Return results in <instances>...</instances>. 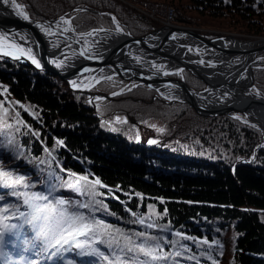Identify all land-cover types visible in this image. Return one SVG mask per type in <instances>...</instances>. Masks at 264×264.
<instances>
[{"label":"trees","instance_id":"1","mask_svg":"<svg viewBox=\"0 0 264 264\" xmlns=\"http://www.w3.org/2000/svg\"><path fill=\"white\" fill-rule=\"evenodd\" d=\"M16 1L36 20L65 14L78 32L115 28V16L123 30L137 37L162 25L146 11L169 5L177 24L215 34L264 37V2L263 6L256 3L261 0H228L235 9L223 4L226 0ZM253 15L258 20H250ZM183 70L180 76H172L182 77L194 90L206 87L203 80ZM253 75V89L264 97V68H254ZM132 85L119 76L103 79L90 90L108 97L91 99L70 89L54 73L0 56V167L25 176L35 186L20 191L47 194L49 186L56 185L52 196L73 203H87L89 197L59 187L71 178L69 173L98 179L104 187H96L95 199L104 207L94 206L99 208L93 212L95 218L125 232L147 231L170 240L177 239L174 233L179 232L190 238L185 243L191 251L185 257L195 256L200 264H264L262 130L244 113L203 116L187 103L152 98L156 90L148 85ZM121 88L125 89L121 94L112 95ZM150 118L161 121L159 128L164 131L147 126ZM57 140L63 145H57ZM6 191L10 190L0 189V194ZM3 203L26 211L22 201L11 195H5ZM79 211L89 215L88 209ZM137 217L146 223L155 220L159 227L149 230L133 223ZM165 226L168 231L159 230ZM20 233L10 239L20 242L34 236L27 225ZM204 239L209 244L220 241L210 250L211 259L207 245L193 243ZM170 250L166 245L165 251ZM77 252H64L55 263L95 264L94 257ZM28 257L35 260L38 255L30 252ZM179 264L196 262L185 258Z\"/></svg>","mask_w":264,"mask_h":264},{"label":"water","instance_id":"2","mask_svg":"<svg viewBox=\"0 0 264 264\" xmlns=\"http://www.w3.org/2000/svg\"><path fill=\"white\" fill-rule=\"evenodd\" d=\"M60 17L69 19L62 14L41 20L29 17L26 21L9 4L0 0V32L18 34L13 39L23 47L33 49L42 65L39 69L58 75L70 89L87 94L91 99L105 97L106 94L92 92L90 89L102 79L117 75L134 83L152 85L156 90L155 96H165L170 102H186L199 115L244 113L245 117L258 125L264 135V97L252 89L253 68H264V61L258 60L264 56V38L233 33L208 36L206 32L187 25H161L136 37L125 30L117 32V19L115 28H92L54 36H48L37 27L54 25ZM93 30L97 34L88 39L95 43L89 44L90 53H87L92 58L86 59L79 56L84 46L83 39H80V43L75 41L79 38L78 34ZM53 31H56L55 27ZM20 36L27 37L28 43L24 44ZM65 36L70 39L66 41ZM173 36L176 38L173 39ZM53 44L58 47L54 48ZM67 44L72 47H67ZM6 50L19 54L15 49ZM1 57L13 59L10 56ZM52 60H63L64 64L57 68L51 63ZM201 60L203 64L199 63ZM16 61L36 68L29 59L22 57ZM209 62L214 66H210ZM154 64L162 66L163 70L157 72L153 68ZM85 67L93 71L81 77L80 72ZM100 69L104 71L101 73ZM177 69H187L203 80L206 87L194 90L183 78L163 75V71L174 73ZM73 80L82 82V87L74 89L70 84ZM247 89L259 98L249 96Z\"/></svg>","mask_w":264,"mask_h":264},{"label":"snow or ice","instance_id":"3","mask_svg":"<svg viewBox=\"0 0 264 264\" xmlns=\"http://www.w3.org/2000/svg\"><path fill=\"white\" fill-rule=\"evenodd\" d=\"M4 3L9 4L16 14L22 17L24 20H29V16L22 10L21 5L16 3V0H3ZM228 2V0H226ZM264 2V0H261ZM112 20L116 23V18L113 16ZM62 25H68V27H62ZM48 36L63 35L64 33L74 32L71 27L70 19L60 17L54 25H50L47 28L44 25H37ZM53 27L56 31H53ZM99 31H104L100 29ZM116 31L122 32L123 29L116 24ZM96 30L89 31L87 33L78 34L76 43H80V39H83L84 46L79 52V56L86 59L92 58L87 53H90L89 44H94L95 41H90L88 38L96 35ZM18 34H5L0 32V56H10L15 60H20L22 57L31 60L36 68H41L40 61L36 58L31 47H23L17 43L13 36ZM173 39L176 37L173 36ZM70 37L65 36L67 41ZM20 40L24 44L28 43V38L20 36ZM11 41V43H9ZM53 47H58L57 44H53ZM67 47L71 48V44H67ZM7 48L15 49L19 54L6 50ZM192 51V49H189ZM73 55H76L73 52ZM137 62L139 58L137 57ZM57 68L63 66L64 61L57 62L52 60ZM204 63V61H199ZM210 66L211 65L209 62ZM153 68L157 72L163 70L162 66L153 65ZM93 71L87 67L83 68L80 72V76L83 77L84 73ZM104 69H100L102 73ZM183 69H177L174 73L163 71V75L174 74L180 76L183 73ZM86 79V78H85ZM111 80L112 77H107ZM70 84L74 89L81 88L82 82L78 83L76 80L70 81ZM134 83L132 87H136ZM149 88L152 85H148ZM169 87H175V85H169ZM125 89L121 88L120 93L113 92L112 95H119ZM131 91V88L127 89ZM6 91V90H5ZM159 91V89H157ZM170 98V97H169ZM97 100L101 97H96ZM21 107H23L21 105ZM28 111V109H24ZM19 112L16 113V117H19ZM34 118H38L37 114H32ZM236 120H241L240 116L234 117ZM119 122V118H117ZM126 122V121H125ZM18 123L23 121L18 120ZM5 127L11 128L13 125L5 124ZM27 127V125H24ZM152 127H155L153 125ZM17 132L19 128L15 129ZM159 132H163V128L156 129ZM32 132L31 129H29ZM33 135L39 136V132H32ZM149 143H156L155 140H150ZM57 145H63V141L57 140ZM45 152L48 149L45 148ZM49 155H51L49 153ZM64 171V169H60ZM50 175H52L50 173ZM70 179H66L60 183L59 187L66 188L80 195H86L89 197V202L73 203L65 198H58L52 196V193L56 190V185H50L47 194L35 191H20L18 189H30L35 187L27 182L26 177L23 175H14L12 171L5 170L0 167V189L10 190L3 194H0V264H34V261L27 259L25 256L20 255L19 260H12L9 253L3 249L6 244H11L13 248L20 247L23 252H32L35 255H42L46 260H55L57 258L62 260V253L68 251L78 250V255H88L95 258V264H179L180 260L188 259L195 261L196 264H200L199 260H196L195 256L185 257V253L191 251L187 243L190 238L181 235L176 232L174 235L177 239L170 240L164 236L152 235L147 231H135L125 232L123 229L110 225L101 219L95 218L93 215L94 210H99L94 206L99 205L104 207L101 201L95 199L98 193L96 187H104L97 179L95 181L89 180L87 175L76 176L74 173L68 174ZM58 179V178H57ZM5 195H11L17 201H22V205L26 211H21L16 204H5ZM79 209H88L89 215H85L80 212ZM107 211L106 207L104 208ZM166 214V213H165ZM17 220L20 223H8L9 220ZM133 223H137L146 229L158 228L157 222L154 220L151 223H146L145 218L137 217ZM25 225L29 226L34 231V236L31 239H23L17 244L16 241L11 240V237L19 238L21 233L20 229ZM160 231H168L167 226ZM8 237L9 239H6ZM197 245L208 246V259H211L210 250L213 245L219 246L220 241L215 240L212 244H209L207 239L201 241H193ZM169 246L170 251H165V246ZM106 248V251L101 250V247ZM68 264H71L69 261ZM215 264V261H213Z\"/></svg>","mask_w":264,"mask_h":264},{"label":"rangeland","instance_id":"4","mask_svg":"<svg viewBox=\"0 0 264 264\" xmlns=\"http://www.w3.org/2000/svg\"><path fill=\"white\" fill-rule=\"evenodd\" d=\"M166 6H169V5H161V6H159V7H151L148 11H146V14L147 15H149V13H150V11L151 10H153V9H160V12H157L156 13V15H155V17L156 18H158L159 20H160V23L162 24L163 23V21L161 20L162 19V17H163V15H164V11H163V9H165L166 8ZM171 7V6H170ZM23 10V9H22ZM24 11V10H23ZM173 13V12H172ZM28 15V14H27ZM158 15V16H157ZM66 16V15H65ZM150 16V15H149ZM67 17V16H66ZM150 17H152V16H150ZM69 18V17H68ZM70 19V18H69ZM173 22V20H171V24H173V25H177V24H175V23H172ZM170 24V25H171ZM62 27H68V25H62ZM195 28V27H194ZM201 31H204V32H206L207 33V35L208 34H210V36H213V35H220V34H226V33H233L234 35H239V34H237V33H234V32H226V33H218L217 32V34H215L216 32L215 31H212V30H207V29H200ZM241 36V35H240ZM247 37H253V36H247ZM254 38H264V37H262V36H256V37H254ZM258 60H260V61H264V56L263 57H261V58H259ZM254 69V68H253ZM253 71V70H252ZM115 76H117V75H115ZM170 76H172V74H170ZM112 77H114V76H112ZM172 77H174V76H172ZM179 78H182V77H179ZM105 79H107V78H105ZM122 79V78H121ZM253 79H254V75H253ZM103 80V79H102ZM123 80H125V79H123ZM125 81H127V83H129V82H135V81H129V80H125ZM135 84H144V83H135ZM253 84H254V82H253ZM96 85V84H95ZM146 85V84H145ZM256 91V90H255ZM256 92H258V91H256ZM259 93V92H258ZM105 97H108V95L107 96H105ZM155 97H158L159 98V96H153L152 98H155ZM160 98H163L165 101H167V102H170V99H168L167 97H165V96H162V95H160ZM171 103V102H170ZM181 103H186V102H181ZM188 104V103H187ZM146 125L147 126H150V127H152L153 125H155V127L154 128H159V127H161V121H159V120H155V119H148L146 122ZM6 251L5 252H7V253H9V255L11 256V259L12 260H19V258H20V255H23V256H25L27 259H29V257H28V254L30 253V252H23L22 251V249H20L19 250V253H17V251H16V248L14 249L13 248V246L12 247H9V248H6L5 249ZM21 264H23V262H21ZM34 264H57V263H55V260H46L42 255H38V257L34 260Z\"/></svg>","mask_w":264,"mask_h":264},{"label":"built area","instance_id":"5","mask_svg":"<svg viewBox=\"0 0 264 264\" xmlns=\"http://www.w3.org/2000/svg\"><path fill=\"white\" fill-rule=\"evenodd\" d=\"M163 11H164V15L161 19L163 21V24H170L171 20L173 19L172 8L170 6H166V8L163 9ZM157 12H160V9L151 10L149 15L155 17Z\"/></svg>","mask_w":264,"mask_h":264},{"label":"flooded vegetation","instance_id":"6","mask_svg":"<svg viewBox=\"0 0 264 264\" xmlns=\"http://www.w3.org/2000/svg\"><path fill=\"white\" fill-rule=\"evenodd\" d=\"M255 1H256V0H255ZM256 3H257V4L259 3V4H261V5L263 6V2L260 3L259 1H257ZM216 4H217V3H213L212 5H216ZM223 4H225V5H226V4H227V5H232V6H233L232 9H235V7H236V6H234V4H231V2H223ZM201 6H202L203 9H205V8L208 7L207 5H201ZM255 12H256V11H255ZM256 13H257V12H256ZM251 14H252V13H251ZM250 20H255V21L258 20V19H257V15H253V16L250 18Z\"/></svg>","mask_w":264,"mask_h":264},{"label":"bare ground","instance_id":"7","mask_svg":"<svg viewBox=\"0 0 264 264\" xmlns=\"http://www.w3.org/2000/svg\"><path fill=\"white\" fill-rule=\"evenodd\" d=\"M247 93H248V95L251 96V97L259 98L257 95H252L251 93H249L248 89H247ZM172 103H174V102H172Z\"/></svg>","mask_w":264,"mask_h":264}]
</instances>
